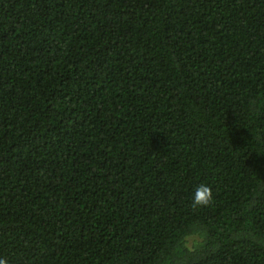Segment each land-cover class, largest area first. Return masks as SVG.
<instances>
[{
  "label": "trees",
  "instance_id": "16d2710c",
  "mask_svg": "<svg viewBox=\"0 0 264 264\" xmlns=\"http://www.w3.org/2000/svg\"><path fill=\"white\" fill-rule=\"evenodd\" d=\"M0 258L264 264V0H0Z\"/></svg>",
  "mask_w": 264,
  "mask_h": 264
},
{
  "label": "clouds",
  "instance_id": "9594fccd",
  "mask_svg": "<svg viewBox=\"0 0 264 264\" xmlns=\"http://www.w3.org/2000/svg\"><path fill=\"white\" fill-rule=\"evenodd\" d=\"M213 200L212 190L206 184L197 185L191 194V202L193 206L207 207ZM201 236L198 232H190L184 237V247L189 250H195L200 246ZM0 264H8L4 258H0Z\"/></svg>",
  "mask_w": 264,
  "mask_h": 264
}]
</instances>
